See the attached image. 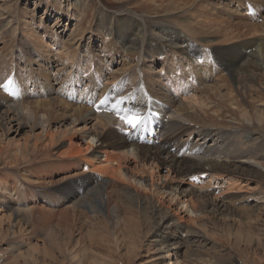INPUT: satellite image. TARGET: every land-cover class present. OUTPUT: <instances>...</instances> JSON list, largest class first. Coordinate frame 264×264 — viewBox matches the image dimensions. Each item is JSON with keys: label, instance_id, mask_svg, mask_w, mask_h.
I'll return each instance as SVG.
<instances>
[{"label": "rangeland", "instance_id": "1", "mask_svg": "<svg viewBox=\"0 0 264 264\" xmlns=\"http://www.w3.org/2000/svg\"><path fill=\"white\" fill-rule=\"evenodd\" d=\"M198 1L191 10L196 16L185 19L179 18L183 3L173 0H0V101L17 108L21 117L23 98L32 102L36 114L33 109L22 119L33 126L35 117L41 125L49 111L48 130L54 133L71 127L75 105L108 116L143 100L144 107L134 110L151 109L163 117L162 105L148 96L163 88L178 105L196 107L208 124L230 132L249 123L256 134H264V93L239 97L232 82L205 64L204 41L222 43L232 36L247 41L249 36L237 35L232 24L254 22L263 31L264 8L253 19L232 13L237 8L232 0ZM250 6L242 4L238 11L248 14ZM115 22L145 26L147 39L160 52L144 53L141 46L125 52L115 33L100 29ZM198 22L214 25L213 33L191 28ZM187 38L195 45L190 58L183 55ZM192 72L205 74V86L192 75L178 77ZM130 73L137 78L129 81ZM21 79L28 82L24 97L18 90ZM41 132L30 126L0 138V264H264V173L224 172V179L205 191L210 177L191 179L165 160L131 158L115 148L122 173L114 163L105 174L103 154L88 150L91 135L73 132L53 146L48 135L37 141ZM84 175L95 176V185L108 183L101 212L77 206L86 192L72 196ZM165 233L170 242L157 244ZM178 236L184 242L172 250V258L156 260Z\"/></svg>", "mask_w": 264, "mask_h": 264}, {"label": "bare ground", "instance_id": "2", "mask_svg": "<svg viewBox=\"0 0 264 264\" xmlns=\"http://www.w3.org/2000/svg\"><path fill=\"white\" fill-rule=\"evenodd\" d=\"M173 2L176 3V5L177 2L183 3V6L180 7V11H183V13H181L179 18L190 19L191 16H196L194 15L196 13H192L191 10H195L197 8L199 2L198 0H173ZM242 4L251 5L250 8L246 7L248 14H240V12L238 11L240 9L239 7H241ZM233 5H235V7L237 6V8L233 9L232 13L254 19L260 18L259 8H264V0H232V6ZM175 9L178 10L179 8ZM246 10L245 13H247ZM185 19L182 20L185 21ZM187 22L190 24L192 21ZM203 23L205 24V22ZM204 24H200L198 22L196 23V25H192L191 28L194 29L200 27L201 33H208V31L209 33H213L212 30L214 29V25H209L210 23H208V25L207 23L205 25ZM242 24L243 23H238L235 25L232 24V28H234L236 31H239L237 35L243 34L242 36H249V40L246 39L247 41L240 40L238 36H232V40L228 39L226 40L227 42L222 41V43L224 44L232 41L230 46H225L222 43H214L212 40L209 41V43L204 40L207 43V51H205V64H207V66H211L212 69H215V73L223 76V80L225 79L226 82H232L235 86L233 90L237 92L236 94H238L239 97L249 98L251 96L255 97L256 95H261L264 93V30L261 31V25L259 26V24H256L254 22L250 24L248 23L247 25ZM100 29H104V33H107L110 36H113L112 33H115L119 37L118 45H120V47L125 52L129 53L138 49L140 46L144 53L146 51L148 54L160 52V49L158 48L159 46H154L155 43L151 42L150 36H148L147 39L145 26H125L119 25L118 22H115L108 24L104 23L100 27ZM242 29L244 30L242 31ZM234 33L235 31L232 30V34ZM130 36H132L133 39H129ZM193 46L195 45L190 39L187 38L184 41V47L186 48V51L183 52V55L189 56L190 58V55H193ZM194 52L197 55L202 54V51L198 52L196 51V49L194 50ZM190 61L191 60L189 59V62ZM92 62L93 61H91L90 64H92ZM193 63L195 62L193 61ZM203 67L205 68L206 66L203 65ZM101 68L102 66L100 67V69ZM257 70H260L263 73L262 76L255 74V71ZM126 73L127 70L121 73V75ZM180 75L181 76L178 77L182 79L184 76L187 79H190V76L192 75V79L194 81H197L199 85L205 86V84L203 83V81L205 80V74L203 76L202 74H198V72H192L188 75H186V73L183 75L180 73ZM126 77H128L129 81H133L137 78L135 73H130ZM211 78L212 76L210 75V79ZM206 79H209V77L207 76ZM220 80L218 81L220 82ZM26 84H28V82H26L24 79H21L20 84H18V90H22V97L26 95V92L24 91V89H22L25 88ZM46 85H49V83L47 82ZM2 96L1 98H3ZM148 96H150L149 98H151V101L154 100V102H158L162 105L163 108L161 109V113L164 115L163 117L165 119L161 116L154 115L151 109L145 111L134 110L136 106H143V100L141 102H135V105L131 104V107L124 110V112L120 114V108H115L113 110V114L108 116H99L96 112L88 109L87 107L75 105L71 108V111L73 113L71 127H65L64 130L59 129L54 133H50V131L48 130L47 124L49 123V111L42 115L43 122L41 125L37 124L35 117L36 115H34L35 122L33 123V126L32 124L29 125L28 122H25V118L24 120L22 119L23 117H25V115H28V113L32 114L31 112H33L32 110L34 109L30 107L32 102L25 101V98H23V103L21 102L22 104L20 105V109L25 115L23 114L24 116L22 115L21 117L19 113L17 114V111H15V109L17 108H12L10 106L6 108L2 104L4 102L0 101V109L3 108L0 111V138H4L7 136L9 137V135L12 133L20 134L21 130L31 126V128L38 127L42 130L39 136L36 137L37 141L41 142L45 138V135H48L51 144L53 146H57L58 144L60 145V143L64 141L69 136V134H72L73 132H80L82 134L92 136L90 142L88 143V150L91 149L92 152L95 153L101 152L105 157L102 162L105 163L106 166L101 165V169L106 172L105 174H107L108 171L112 170V165L114 163H116V165H119V162H121V157L113 152V149L117 148L116 150L122 149L125 156H130L131 158L146 161L165 160L174 170L188 176L191 179L210 177L211 183L209 182L210 184L208 185V187H205V191H208L209 188L214 187V185L219 182V179H224V172L234 173L235 171L241 172V170L244 169H251L264 173V134H256L257 131L255 132L251 130V128H249V123L248 125L245 124L246 126H232V131L230 132L224 131L225 128H217L220 124H208L211 122H206L202 118L201 114L198 113L196 107H193L192 104V107L181 104L178 105V103L173 99L174 97L172 96V93L170 91H166V89L161 88L157 92V94L152 92L148 94ZM235 101L236 99L234 98L232 100V105H234L233 103ZM44 102L40 101V106H42V103ZM36 103L34 102V105ZM18 105L19 104H17V107ZM47 106H49L50 108V105ZM34 107H36V105ZM146 108H148V105ZM35 109L33 113H35ZM134 114L138 115L141 118V122L135 128L127 123V119ZM218 118H220V116ZM31 119H33V117ZM260 121L264 122V120ZM126 130H128V135H124V133H126ZM146 135H148L147 139ZM95 141L96 145L94 143ZM145 141H147L148 143H145ZM40 142L38 144H40ZM71 144H73L72 141ZM143 145L151 146L147 147ZM186 154L188 156H186ZM75 156L77 157V155ZM98 170L100 171V169ZM118 172L122 173V169L120 168ZM240 175L242 176V174ZM150 177L152 184L153 176L151 175ZM94 178L95 176L91 175L87 177H85L84 175L83 177H81V181H79V185L76 190L77 192L72 195L79 197L82 194L81 192H86L85 195L79 198L80 201H78V203L76 204L77 206L87 208L92 213L97 212L96 210H98L99 212L104 210V191L105 186L108 185V183H106L107 181H104L105 183L95 185L98 181H96V179ZM96 178L98 179V177ZM212 181L215 182L213 183V185ZM153 186L154 184L151 187L153 188ZM193 187L196 188L197 186L193 184ZM197 189V191L203 192V188L198 187ZM241 192L242 191H240L239 193ZM170 225H165V231L169 232L168 228L170 227ZM189 233L188 235H190ZM165 234V239L161 241L158 240L157 244L162 242H170L171 238L167 236L169 234ZM178 237L179 240L174 238L171 241L174 243H172L171 245H165L163 246L165 247L164 249L159 250L158 259L156 260L172 258V250L181 248L184 242V240L181 239L180 236ZM170 264H173L172 260H170Z\"/></svg>", "mask_w": 264, "mask_h": 264}, {"label": "snow or ice", "instance_id": "3", "mask_svg": "<svg viewBox=\"0 0 264 264\" xmlns=\"http://www.w3.org/2000/svg\"><path fill=\"white\" fill-rule=\"evenodd\" d=\"M5 89H7V85H4ZM103 103V101H101ZM141 122V118L138 115H132L127 119V123L135 128Z\"/></svg>", "mask_w": 264, "mask_h": 264}]
</instances>
